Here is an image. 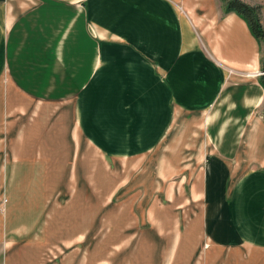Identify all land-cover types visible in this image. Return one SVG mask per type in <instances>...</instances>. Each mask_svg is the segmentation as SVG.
Listing matches in <instances>:
<instances>
[{
    "label": "crops",
    "instance_id": "crops-1",
    "mask_svg": "<svg viewBox=\"0 0 264 264\" xmlns=\"http://www.w3.org/2000/svg\"><path fill=\"white\" fill-rule=\"evenodd\" d=\"M242 1L262 5L264 28V0ZM3 25L10 87L39 108L7 151L1 264H88L86 210L66 194L78 140L149 148L173 116L201 111L216 139L195 216L205 229H114L105 241L136 246L127 264H264L263 47L242 18L220 0H0Z\"/></svg>",
    "mask_w": 264,
    "mask_h": 264
},
{
    "label": "rangeland",
    "instance_id": "rangeland-1",
    "mask_svg": "<svg viewBox=\"0 0 264 264\" xmlns=\"http://www.w3.org/2000/svg\"><path fill=\"white\" fill-rule=\"evenodd\" d=\"M6 29V25L0 26V195L7 151L15 145V133L21 134L28 122L25 119L39 108L10 87ZM207 132V116L201 111L194 116H173L167 132L149 148L137 142L130 144L126 153H112L96 151L91 138L87 145L78 140L65 171L71 184L64 187L68 200L86 210L88 264H127L133 260L136 246L122 251L119 244L105 241L114 229H205L195 216L207 206L202 184L210 150L216 143ZM62 188L57 196L65 200ZM21 230L7 234L11 246H18L24 238ZM4 251L2 240L0 264ZM122 252L125 255L120 256Z\"/></svg>",
    "mask_w": 264,
    "mask_h": 264
},
{
    "label": "trees",
    "instance_id": "trees-1",
    "mask_svg": "<svg viewBox=\"0 0 264 264\" xmlns=\"http://www.w3.org/2000/svg\"><path fill=\"white\" fill-rule=\"evenodd\" d=\"M220 1L225 13H235L247 23L250 32L263 47L262 60L264 62V28L260 17L262 7L259 5H249L241 0ZM260 83L264 87V77L260 79Z\"/></svg>",
    "mask_w": 264,
    "mask_h": 264
}]
</instances>
